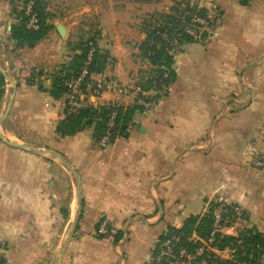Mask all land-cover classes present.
Segmentation results:
<instances>
[{"label": "crops", "instance_id": "0c3cea01", "mask_svg": "<svg viewBox=\"0 0 264 264\" xmlns=\"http://www.w3.org/2000/svg\"><path fill=\"white\" fill-rule=\"evenodd\" d=\"M18 1L0 0V67L14 83L0 72L5 264H50L78 200L74 174L55 155L5 139L56 151L78 173L77 227L57 264H151L160 235L219 197L242 208V226L264 235V0H69L67 11L62 1L53 8L42 0L50 28L31 46L11 35ZM181 2L202 11L205 38L175 50L173 80L147 90L154 103L145 108L135 102V86L153 72L144 55L148 30ZM85 41L107 54L92 81L106 76L120 86L122 112H129L106 147L93 123L72 134L56 130L68 114L54 77ZM191 42L202 45L198 56L183 49ZM111 84L88 101L113 99ZM102 219L114 233L99 238Z\"/></svg>", "mask_w": 264, "mask_h": 264}, {"label": "trees", "instance_id": "16d2710c", "mask_svg": "<svg viewBox=\"0 0 264 264\" xmlns=\"http://www.w3.org/2000/svg\"><path fill=\"white\" fill-rule=\"evenodd\" d=\"M28 0H20L22 6L19 10L15 11V14L18 18L16 24L11 26V35L26 43L28 46H31L43 37L46 32L49 30L50 25L46 23L47 13L43 6L42 0H32V5L30 7L29 13L24 11V5ZM200 14L202 11H200ZM30 15H34L37 19L38 29L33 30L27 27V22L30 18ZM165 17H172L171 15H160L159 22L164 21ZM155 21L154 23H156ZM153 23V24H154ZM152 27H155L154 25ZM152 27L148 30L147 37L144 45V55L149 62L156 66L155 75H153L152 79H155L156 86L155 90L161 91L163 88L168 85L169 82L173 80V71L171 69L172 58L167 55L162 49H157L155 45L149 44V39L155 37V30ZM157 28H162L161 25ZM192 40L189 37H185L184 41ZM88 41L82 42L79 44L80 52L78 54H74L70 60V62L54 77V86L52 89L58 91H64L65 89L62 85V82L65 78H68L72 75H77L80 72V69L86 60L88 47ZM148 49L152 50V54H148ZM107 54L100 53L97 49L92 55V60L88 64L89 73H97L102 72L105 67ZM161 66H164L165 69H162ZM166 71V76L164 78H160V76ZM152 79H146L142 84L143 90L151 89ZM4 82L3 76L0 75V85ZM141 96V95H140ZM143 97V96H142ZM149 99V98H146ZM153 100V99H152ZM126 113H129L128 111ZM126 113L122 112V109L119 108L118 115L115 120V126L113 129V136L118 135L119 130L123 129L121 126L123 122L126 120ZM109 116V108L100 106L99 108H93L88 106L82 109L77 115H68L65 121L61 122L56 130L62 134H72L83 127L94 124V133L96 140L100 138L103 134V131L106 126V122ZM211 203V202H210ZM229 222H222V225L228 226L233 223L235 220V216L230 214ZM212 218L210 208L201 216H189L187 217L182 226L180 228L170 227L167 229L165 233L160 235V238L168 237L171 235L178 236L177 246H183L187 248L189 251H192L198 244L199 240H193V234H195L199 239H205L208 237L209 232L211 230ZM99 224L97 225L98 228ZM97 233V229H96ZM111 233H114L109 225L107 224V232L105 235H100L97 233L98 237L107 236ZM190 237H192L190 239ZM116 240V239H115ZM2 244V243H1ZM212 246L217 249H224L228 247L232 252H235L237 255V259L234 257V253L230 259L225 260H216L213 256L212 252L203 253L201 256L197 258L196 264H212L215 261H220L223 264H241V261L251 262L250 264L255 263L261 256H264V235L256 230L254 227H247L246 229L240 231L236 236L230 234H222L216 233ZM158 249L155 247V255ZM155 257V256H154ZM251 257V258H249ZM0 264H3V260L0 259ZM151 264H168L165 261H159L158 263H154V259Z\"/></svg>", "mask_w": 264, "mask_h": 264}, {"label": "built area", "instance_id": "2783aa9c", "mask_svg": "<svg viewBox=\"0 0 264 264\" xmlns=\"http://www.w3.org/2000/svg\"><path fill=\"white\" fill-rule=\"evenodd\" d=\"M32 5V0H28L25 4L26 13H29L30 7ZM165 15H171L172 17H165L164 21L159 22V17L155 27L159 25L162 28L152 27L155 30V37L149 39L150 45H155L157 49H162L167 55L173 57L175 50L184 42L185 37H189L192 40L201 42L205 38V32L207 31L208 20L205 16L201 15L198 8L190 6L184 2L178 3L175 5V9L172 13H167ZM27 27L33 30L38 29L37 19L34 15H30V18L27 22ZM88 52L86 60L84 61L80 72L77 75L69 76L65 78L62 82V85L65 89L66 100H65V109L68 115H77L82 109L91 106L93 108H99V105H92L88 101L89 95L100 96L103 91L110 87V82H108L106 76H102L98 81H92L91 74L88 71V64L92 60V55L95 52L96 48L93 42L87 43ZM152 50L148 49V54H152ZM107 62H105L106 66ZM154 68H157L156 66ZM162 69H165L164 66H161ZM152 70H154L152 68ZM154 72V73H153ZM148 79H152L155 75L153 71ZM166 71L160 76L164 78L166 76ZM144 81H140L135 90L137 93H141L136 99V103L149 108L154 101L152 98L147 96V90L142 89V84ZM156 86L155 79H152L151 89H154ZM121 92V89H119ZM119 95V94H118ZM118 95L114 96L113 99L107 101L104 107L109 108V116L106 122L105 129L103 134L97 140V144L100 147H106L111 140L114 138L113 129L115 126V120L121 108ZM143 96V97H142ZM149 98V99H146ZM256 160V161H255ZM253 162L255 164L259 163V158L254 157ZM211 211L212 225L209 235L205 239H199L195 234H193V240L198 239L199 244L192 250L189 251L183 246H177L178 236L171 235L168 237L156 239V247L158 249L155 257L154 263L159 261H165L168 264H196L197 258L203 253L212 252L216 260H225L230 259L231 256L221 255L224 250L228 249H217L212 246L215 234H229L224 231L225 228L231 227V225L224 226L222 222H229V215L232 214L235 216V220L239 219L242 215V209L239 205L228 202L226 198L219 197L211 201V206L209 207ZM107 232V222L105 219H102L97 228V233L100 235H105ZM1 248V243H0ZM229 251V250H228ZM212 264H223L220 261H215Z\"/></svg>", "mask_w": 264, "mask_h": 264}, {"label": "rangeland", "instance_id": "374dc122", "mask_svg": "<svg viewBox=\"0 0 264 264\" xmlns=\"http://www.w3.org/2000/svg\"><path fill=\"white\" fill-rule=\"evenodd\" d=\"M50 1V5H51V7H53V8H55V6L57 5L59 8H60V5H59V3H57L56 1L57 0H49ZM58 1H62V5H61V10H63V11H67L68 9H66V5H67V2L69 3L70 1L69 0H58ZM18 4L20 5V6H22V3L20 2V0L18 1ZM178 4V3H177ZM65 5V6H64ZM43 6H44V8H45V10H46V7H45V5H44V3H43ZM68 7H69V5H68ZM69 8H71V7H69ZM25 9H26V6L24 5V11H25ZM175 9V8H174ZM155 22V21H154ZM153 22V23H154ZM154 24H152V26H153ZM201 47H202V45L200 44V43H197V42H191V43H188V44H185L184 46H183V49L185 50V52L186 53H188L189 55H193V56H198L199 55V53H200V51H201ZM152 67H150V69H154L153 71H155V69L156 68H154L155 66L154 65H151ZM154 73V72H153ZM152 74V73H151ZM150 76L149 75H146V76H144L143 78H142V80L143 81H145L146 79H148ZM139 79H140V77H139ZM141 79H140V81H142ZM111 84V83H110ZM111 86L113 87V89H114V91L116 92L115 94H119L120 93V91H119V89H121V92L123 91V89L119 86V87H117L115 84H114V86L111 84ZM256 158H257V155H256ZM251 160V159H250ZM252 160H253V157H252ZM256 161V160H255ZM224 198H226V197H224ZM227 199V198H226ZM227 201L228 202H231L229 199H227ZM196 202V200H193L192 202H191V204H194ZM204 204V203H203ZM238 205V204H237ZM211 206V203L209 202V205H208V203L206 202V204L203 206H201V208L200 209H198L199 210V212H201V211H203V210H205L206 209V211L209 209V207ZM241 208V207H240ZM242 209V208H241ZM194 210H196V209H194ZM206 211H205V213H206ZM230 216V215H229ZM243 214L240 216V218L239 219H236V220H234L233 221V224L235 223V222H238L239 224H240V226H233V224L231 225V227H227V228H225L224 229V231H226V233H232V234H230V235H234V236H236L237 234H239L240 233V231H242V230H244V229H246L247 227L246 226H242L243 224H242V219H243ZM71 225H72V223L70 224V223H68V225H67V230H68V228H69V226H70V228H71ZM251 228V227H250ZM237 229V230H236ZM65 231H66V229H65ZM233 233H235V234H233ZM193 237V236H192ZM192 237H190V239L192 238ZM0 243H2L1 242V240H0ZM3 244H1V248H0V259L1 260H3V264H5V260H4V258H3V256H2V253H3ZM224 249H228V247H226V248H224ZM229 250V251H228ZM228 250H224V252H222L221 253V255H225V256H231L232 257V255H233V253H234V257L237 259V255L235 254V252H232V250L231 249H228ZM249 258H251V257H249ZM251 262H248V261H241V264H250ZM253 264H264V256H261L257 261H255V263H253Z\"/></svg>", "mask_w": 264, "mask_h": 264}, {"label": "water", "instance_id": "95a60500", "mask_svg": "<svg viewBox=\"0 0 264 264\" xmlns=\"http://www.w3.org/2000/svg\"><path fill=\"white\" fill-rule=\"evenodd\" d=\"M65 26L63 23L59 22L56 24V29L57 31L59 32V34L61 36L64 35L63 33V30H64ZM0 72L3 74V76L8 79L13 85V81L5 74V72L3 71V69L0 67ZM5 141L7 143H9L10 145H13V146H17V147H26L32 151H36V152H48V153H51L53 155H55L70 171H72V173L74 174L75 176V179H76V187H77V206H76V209H75V215H74V218H73V222H72V225H71V228L69 229L65 239L62 241L60 247L58 248V251L57 253L55 254V256L53 257L52 261L50 262V264H57L59 259H60V256H61V253L63 251V249L66 247V245L68 244V242L70 241L73 233L75 232L76 230V227H77V222H78V217H79V213H80V209H81V200H82V194H81V189H80V179H79V176H78V173L76 171V169L74 167H72L67 161L66 159H64V157H62L59 153H57L56 151H52V150H40V149H36L34 147H31L29 145H25V144H21V143H14V142H10V141H7L5 139Z\"/></svg>", "mask_w": 264, "mask_h": 264}, {"label": "bare ground", "instance_id": "6f19581e", "mask_svg": "<svg viewBox=\"0 0 264 264\" xmlns=\"http://www.w3.org/2000/svg\"><path fill=\"white\" fill-rule=\"evenodd\" d=\"M63 32H64V30H63Z\"/></svg>", "mask_w": 264, "mask_h": 264}]
</instances>
